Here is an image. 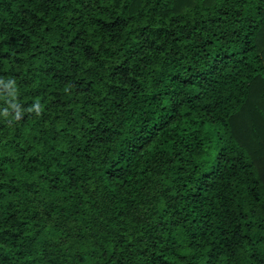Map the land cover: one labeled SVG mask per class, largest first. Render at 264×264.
Segmentation results:
<instances>
[{"label": "trees", "instance_id": "obj_1", "mask_svg": "<svg viewBox=\"0 0 264 264\" xmlns=\"http://www.w3.org/2000/svg\"><path fill=\"white\" fill-rule=\"evenodd\" d=\"M0 264H264V0H0Z\"/></svg>", "mask_w": 264, "mask_h": 264}]
</instances>
